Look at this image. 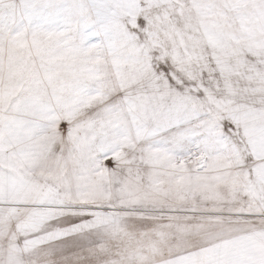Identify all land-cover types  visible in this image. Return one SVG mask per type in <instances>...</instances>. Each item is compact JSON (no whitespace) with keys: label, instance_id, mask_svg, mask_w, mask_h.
<instances>
[{"label":"snow or ice","instance_id":"snow-or-ice-1","mask_svg":"<svg viewBox=\"0 0 264 264\" xmlns=\"http://www.w3.org/2000/svg\"><path fill=\"white\" fill-rule=\"evenodd\" d=\"M0 264H264V0H0Z\"/></svg>","mask_w":264,"mask_h":264}]
</instances>
